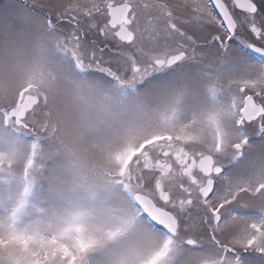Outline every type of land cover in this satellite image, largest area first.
<instances>
[{"label": "snow or ice", "instance_id": "obj_1", "mask_svg": "<svg viewBox=\"0 0 264 264\" xmlns=\"http://www.w3.org/2000/svg\"><path fill=\"white\" fill-rule=\"evenodd\" d=\"M0 264H264V0H0Z\"/></svg>", "mask_w": 264, "mask_h": 264}, {"label": "rangeland", "instance_id": "obj_2", "mask_svg": "<svg viewBox=\"0 0 264 264\" xmlns=\"http://www.w3.org/2000/svg\"><path fill=\"white\" fill-rule=\"evenodd\" d=\"M61 2H66V0H61Z\"/></svg>", "mask_w": 264, "mask_h": 264}, {"label": "flooded vegetation", "instance_id": "obj_3", "mask_svg": "<svg viewBox=\"0 0 264 264\" xmlns=\"http://www.w3.org/2000/svg\"><path fill=\"white\" fill-rule=\"evenodd\" d=\"M172 2H176V0H172Z\"/></svg>", "mask_w": 264, "mask_h": 264}]
</instances>
